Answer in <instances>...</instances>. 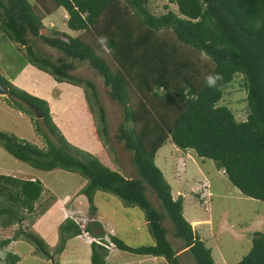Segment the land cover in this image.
<instances>
[{
    "label": "trees",
    "instance_id": "16d2710c",
    "mask_svg": "<svg viewBox=\"0 0 264 264\" xmlns=\"http://www.w3.org/2000/svg\"><path fill=\"white\" fill-rule=\"evenodd\" d=\"M32 1L0 0V31L37 70L59 83L91 90L99 111L97 128L109 144L107 113L95 85L72 73L77 63H88L104 80L110 100L122 110L116 140L131 155L135 176L126 179L97 156L67 142L48 102L1 75L0 84L12 98L10 107L30 117L45 148L5 132H0V147L35 170L79 174L87 181L80 194L87 199L90 217L97 215L98 192L119 198L126 207L139 208L155 244L133 248L110 236L117 250L180 264L164 227L169 221L175 239L183 241L196 264H215L211 249L184 216L183 198H173L155 159L170 141L181 151L192 150L199 158L213 161L244 197L264 202V0H162L167 12L160 16L150 9L157 0ZM60 9L67 14V28L79 33L77 37L45 26V19ZM36 42L66 61L54 62L42 55ZM238 75L246 91L245 122H237L228 107L218 106L224 89ZM30 107L39 109L40 121L34 119L36 113ZM94 136L102 140L96 131ZM44 193L40 180L0 175V230L19 225L13 237L0 239L1 264L20 262L18 255L6 250L20 238L45 257L50 255L41 238L20 229L35 220ZM84 232L102 240L106 235L98 222H88L82 231L67 219L60 226L53 255H61L67 242ZM251 242L250 251L237 264H264V234L255 232ZM91 252L92 264H108L105 247L93 242Z\"/></svg>",
    "mask_w": 264,
    "mask_h": 264
},
{
    "label": "rangeland",
    "instance_id": "374dc122",
    "mask_svg": "<svg viewBox=\"0 0 264 264\" xmlns=\"http://www.w3.org/2000/svg\"><path fill=\"white\" fill-rule=\"evenodd\" d=\"M27 1L33 3L32 0ZM164 3L166 2L162 0H157L155 3L152 2L150 5L151 12L157 16L166 13L167 11L164 9ZM169 7L176 12V6L171 5ZM63 11V9L58 10L52 17L46 19L44 24L47 27H51L50 23L52 22L57 30L65 32L72 37H77V35H79L78 33H74L67 28L64 22L65 14ZM2 35L3 34L0 33V69L2 70V67L7 66L11 69V73H7V69H4V71L2 70V72L0 71V73L2 75L8 74L14 78L13 74L17 72V78L13 81V84L14 82L16 83L14 84L16 87L48 102L53 121L63 135L62 137H64L67 142L94 156H96L97 153H94L95 148L91 146L93 145L100 148L102 152L98 155L105 160L108 167H115V163L113 162L114 157L127 158L130 160L129 157H131V155L126 153L116 140V134L122 122V110L118 104L110 100L107 89L104 87V80L89 68L88 63H77V70L73 72L72 75L80 79H87L95 85L100 104L107 112L109 144L106 143V137L101 133V129L99 130V128H97L99 111L91 90L83 86L76 87L67 82L59 83L49 74L37 70L24 59L18 50V46L11 42L5 34L4 36ZM1 36L3 40H1ZM36 47L42 55L52 59L54 62L63 63V61H66L65 58L56 51L42 45L40 42H36ZM10 97V95L3 96L0 94V132L13 135L38 148H45V142L41 136L36 135L35 126L30 117L10 107V100H12ZM218 106H225L231 109L237 122L246 121L248 115L246 91L243 85V78L240 75L236 76L235 80L224 89L223 98ZM82 112H87L82 115L84 121L83 125L80 122ZM73 115H75L79 121H76ZM87 116H91L90 122H92V124L90 122L86 123ZM34 119L41 120L36 115ZM41 127L48 134L47 129L42 124ZM79 127L81 129H79ZM76 128H78V130H75ZM92 131L101 134V139L103 141L101 140L100 142L102 145L92 144V139L86 140L87 137L92 136ZM51 139L54 138L51 137ZM83 141L87 143V145H83L85 146L84 149L81 147ZM88 141L91 143H88ZM100 146H102V149ZM171 146L173 147V144L167 141L164 148L158 152V159L162 158V153H169ZM191 156H193V154H191ZM190 160L188 163H184V161L181 160L183 161V166H181L180 163V166H177V171L175 168L172 169V167H170V172L165 174L166 178L170 180L173 186L172 194L177 198L178 193L187 191V196L183 198L184 216L188 222L194 219V217L199 219L198 223L194 224L195 227L193 229L195 233L204 240L206 246L212 250L215 264H237L250 251L252 246V235L255 232L264 234V202L244 197L232 186L221 171L217 172L218 170L214 167L213 161L203 160L205 163V167L203 166L204 169L209 171V177L204 179L198 174L199 171L196 167L197 158ZM155 164L159 168V166H161L160 160L156 161ZM185 164L188 165L187 168L184 167L186 166ZM24 171L29 173H40L39 180L42 182L45 192H47L46 189L51 190L50 193L58 197L55 201L52 195L53 199L51 200L50 194H46L37 205V217H34L35 222L33 221V226L29 225L30 223L27 221L26 224L20 227V229L28 233L31 232L37 235L35 224L37 223V225L40 224L42 226L46 221L45 230L43 231L42 229L37 236L45 242L46 250H48L50 254H53L58 242L55 241V234L51 233L54 230L55 221L59 220L62 215L59 213L62 201L61 198H63L65 191H68V186L73 188L85 180L77 173L65 172L60 169L52 172L35 170L28 164L18 161L0 147V175L26 178L28 175L24 174ZM128 172H130V168ZM126 177L132 178L128 175ZM31 180L36 179H32L31 177ZM194 186L199 187V190L191 194V188ZM148 196L151 202L156 207H159V203L155 196L149 193ZM179 196H181V194ZM95 201L98 212H101L104 217L111 219L109 222H113V224L116 225L119 238H121L125 244L137 248L151 246L152 243H154L153 238L149 234L144 213L139 208L126 207L119 198L102 192L96 193ZM54 202H56V211L58 212L49 218L46 215L49 209L48 206ZM79 202L80 201H78L76 205L84 209V205L82 203L78 204ZM46 208L48 209L44 217L42 209L45 210ZM68 210H71L70 205L67 208V211ZM69 213H71V211ZM79 214L83 216L81 213ZM43 217L44 219L40 221ZM81 219L86 220L85 218ZM164 227L169 231L168 240L177 252L180 264H196L191 253L185 249L183 241L175 239L169 221L164 223ZM18 229L19 225H14L7 230H0V239L13 237ZM44 234L46 235L45 240L43 239L44 237H42ZM52 238L54 239L52 240ZM20 240H23L25 243L20 244ZM20 240H15V243L10 248L12 253L14 252L21 257L22 261L19 264H51L49 256L45 257L43 253L39 252L35 245L29 243L24 238H20ZM33 252L34 255H36V253L37 255L40 254L39 257L41 259L35 258L32 255ZM118 255L121 257L131 255L127 256L130 261L126 262V264H144L146 261H149V259L151 260V258L136 256L128 252H120ZM111 262L110 264H124L123 260L120 259L119 261V256L112 258Z\"/></svg>",
    "mask_w": 264,
    "mask_h": 264
},
{
    "label": "crops",
    "instance_id": "0c3cea01",
    "mask_svg": "<svg viewBox=\"0 0 264 264\" xmlns=\"http://www.w3.org/2000/svg\"><path fill=\"white\" fill-rule=\"evenodd\" d=\"M63 13L65 14V16H64V22L66 23V20L68 19V17H67V14H66V12L65 11H63ZM54 14H52V15H50V16H48L46 19H48L49 17H52ZM45 19V20H46ZM45 22V21H44ZM52 23V22H51ZM50 23V25H51V27H49V28H52V27H54L55 28V26H54V23H52L51 24ZM46 26V25H45ZM47 27V26H46ZM0 33H2V32H0ZM75 33V32H74ZM3 34V33H2ZM79 34V33H78ZM2 36H4V34L2 35ZM1 36V40H3V37ZM6 38V37H5ZM4 69H7V73H11L10 72V68L9 67H7V66H4V67H2V70L4 71ZM2 70L0 69V71L2 72ZM1 74V73H0ZM16 74H17V72L15 73V74H13L14 75V78H12L10 75H8V74H6V75H2V77H4V78H6V79H8L11 83H13V81L17 78V76H16ZM14 84H16L15 82H14ZM84 113H87V112H82V114H81V116H80V122H81V124L83 125L84 124V121H83V117H82V115L84 114ZM89 113V112H88ZM107 113V112H106ZM74 116V118H75V120L76 121H79V119H77L76 118V116L75 115H73ZM91 117V116H90ZM90 117L89 116H87V122L86 123H88V122H90ZM91 124H92V122H90ZM90 127H91V125H90ZM79 129H81L80 127H79ZM75 130H78V128H76ZM92 133V136L91 137H87L86 138V140L87 139H92V144L94 143V144H98V145H102V143L100 142V141H98L96 138H95V136H94V131H92L91 132ZM81 139L83 140V138H82V136H81ZM97 140V141H96ZM96 142H99V143H96ZM88 143H91L90 141H88ZM72 145V144H71ZM83 145H87V143H84V141H83V143H82V145H81V147L84 149L85 148V146H83ZM91 147H93V148H95V154L97 153V157L106 165V162H105V160L104 159H102V158H100L99 157V155L98 154H100L102 151L100 150V148H97L96 146H91ZM101 147V149H102V146H100ZM164 148V146L161 148V149H163ZM160 149V150H161ZM159 150V151H160ZM158 151V152H159ZM191 154H193V156H191ZM114 155V154H113ZM158 153L156 154V159H155V162L156 161H158V160H160V165L161 166H159V169L162 171V173H163V175H164V177H165V179H166V181L169 183V185L171 186V189H172V192H173V186H172V184L170 183V180H168L167 178H166V175L165 174H168L169 172H170V167H172V169H176V171H177V169H178V167L180 166V163L181 162H183L184 161V163L186 162V163H188L189 162V160L190 159H196L197 158V161H196V167H197V169H198V174L200 175V177H202V178H204V179H206V177H209V171L208 170H205L204 169V167H205V163H204V161L203 160H206V159H201V158H199L196 154H195V152L194 151H192V150H190V151H181V150H179L178 148H176V146H174L173 145V147L171 146V149H170V152L168 153V152H166V153H162V158H160V159H158ZM115 156V155H114ZM129 159L130 160H128L127 158H113V162L115 163V167L113 168V167H108L107 165V167L108 168H110L111 170H113V171H116V172H118V173H120L121 175H123L126 179H129V178H127L126 176L128 175L129 177H134L135 176V173H134V168H133V166L131 165V157H129ZM169 159V160H168ZM181 160H183V161H181ZM181 161V162H180ZM191 161V160H190ZM126 163H128V164H126ZM202 164V165H201ZM186 166H184V167H186L187 168V164H185ZM200 165H201V167H200ZM214 165V164H213ZM178 166V167H177ZM204 166V167H203ZM215 167V166H214ZM129 168H130V172H128V170H129ZM217 172H219V171H217ZM221 173H222V171H221ZM24 174H26V175H28V177H26V179H31V177H32V179H37V180H39V176H40V173H29V172H27V171H24ZM223 174V173H222ZM224 175V174H223ZM227 178V177H226ZM196 179V178H195ZM85 180V179H84ZM208 180V179H207ZM86 184H87V181L85 180V181H83L81 184H79V185H77V186H74L73 188L72 187H70V186H68V191L66 192L65 191V193H64V196H63V198H61V204H60V208H59V213H61L62 215H61V217H60V219L59 220H56L55 222H56V224H55V226H54V230H53V232L51 233V234H55V236H54V238H55V241L56 242H58L59 241V229H60V226L67 220V219H70V217H78V218H85V219H87V220H89L90 221V223L91 222H94V220H96L97 222H99V223H101L102 224V226L104 227V229H105V231H106V233H108V231L111 229V230H113V236H116L117 238H119V232H118V229H117V227H116V225L115 224H113V222L111 223V222H109V220L111 221V219L110 218H106V217H104L103 215H102V213L101 212H98V210H97V215L95 216V217H90V215H89V205H88V202H87V199H86V197H84L83 195H81L80 194V192H81V190L86 186ZM199 187H192L191 188V194H194V193H196L199 189H198ZM46 191L47 192H45L44 194H43V197L46 195V194H50V198H51V200L53 199V197H54V199H55V201L57 200V196H53V194L52 193H50L51 192V190H48V189H46ZM181 194V196H179ZM187 194V191H183V192H181V193H178V196H177V198H176V196L175 195H173V198L176 200V199H178L179 197H182V198H184L185 196H187L186 195ZM53 197H52V196ZM42 197V198H43ZM73 197V198H72ZM73 199V200H72ZM78 201H80L78 204H83L84 205V209L83 208H80V206H78V205H76V203L78 202ZM72 202V203H71ZM183 202H184V199H183ZM70 205V209L71 210H68L67 211V208H68V206ZM95 206H96V201H95ZM49 208V209H48ZM48 208H46L44 211H43V213L42 214H44V217H45V214L47 213V209H48V213L46 214L49 218L52 216V215H54V214H56L58 211H56L57 209H56V202H54V203H52V204H50L49 206H48ZM71 211V213H69ZM79 213H81L83 216H80V214ZM184 215H185V211H184ZM41 216V215H40ZM44 217L42 218V219H40V221H42L43 219H44ZM186 218V217H185ZM48 219V218H47ZM45 221V220H44ZM198 221H199V219L197 218V217H194V219H192L189 223L191 224V226L194 228L195 226H194V224H197L198 223ZM35 222V221H34ZM34 222L32 223V224H34ZM41 223V222H40ZM46 221L43 223V225L41 226L40 224L39 225H37V223L35 224V228H36V234L37 235H39L38 233L43 229V231L45 230V226H46ZM26 224V223H25ZM32 224H29V225H32ZM147 224V223H146ZM28 225V226H29ZM26 226V225H25ZM33 226V225H32ZM199 226V225H198ZM96 231V230H95ZM44 233V232H43ZM92 236H93V234H91ZM42 237H44L43 239L45 240V237H46V235L44 234V235H42ZM54 238H52V240L54 239ZM5 239H10V238H4V239H2V240H5ZM119 239H121V238H119ZM20 240V239H19ZM18 240V241H19ZM122 240V239H121ZM203 242H204V240L203 239H201ZM123 241V240H122ZM20 242V244H22V243H25V242H23V240H20L19 241ZM15 242H12L8 247H7V251L8 252H11L10 251V248H11V246L14 244ZM155 243H152V245L151 246H153ZM56 245V244H55ZM148 247V246H147ZM212 251V250H211ZM120 252H123V251H120V250H116V251H114L113 253H109L108 254V257H107V263L108 264H110V263H112L111 262V260H112V258H115L116 256H119V261H120V259L121 260H123V263L124 264H126V262H128V261H130L129 260V258L127 257V256H131V255H125V257H121L120 255H118ZM36 253V252H35ZM13 254H15L14 252H13ZM91 254H92V252H91V244L90 243H88L87 241H85V239H83V238H80V237H76V238H73V239H71V240H69L68 242H67V244H66V248H65V250L62 252V254L61 255H59V256H56V257H54V255L53 254H50L49 255V261H50V263L51 264H54L55 262H57L58 264H92L91 263ZM32 255L35 257V258H37V259H41L39 256L40 255H34V252L32 253ZM19 256V255H18ZM136 256H138V255H136ZM20 257V256H19ZM134 257V256H133ZM140 257H145V258H151V260L149 259V261H146V263H144V264H166V262H165V260L163 259V258H154V257H148V256H140ZM135 258H138V257H135ZM140 259V258H139ZM22 260H21V257H20V262H21ZM19 262V263H20ZM18 263V264H19ZM39 263V262H38ZM1 264V263H0ZM121 264V263H120Z\"/></svg>",
    "mask_w": 264,
    "mask_h": 264
},
{
    "label": "built area",
    "instance_id": "2783aa9c",
    "mask_svg": "<svg viewBox=\"0 0 264 264\" xmlns=\"http://www.w3.org/2000/svg\"><path fill=\"white\" fill-rule=\"evenodd\" d=\"M183 162H181V166H183ZM222 173L225 175V173L222 171ZM71 219L76 223V225H78L82 231L85 230V227L88 223L87 220H83L81 218L78 217H71ZM110 236H113V230H109L108 233L105 235V237L102 239L99 238H91L89 237V235L87 233H83V235L80 238L85 239V241H87L88 243H92V242H96L97 244L105 247L109 252H114L116 251V246L111 242L110 240Z\"/></svg>",
    "mask_w": 264,
    "mask_h": 264
},
{
    "label": "water",
    "instance_id": "95a60500",
    "mask_svg": "<svg viewBox=\"0 0 264 264\" xmlns=\"http://www.w3.org/2000/svg\"><path fill=\"white\" fill-rule=\"evenodd\" d=\"M0 94L3 95V96H9V90L6 89L5 87H3L1 84H0ZM30 108H32V110L36 113V115H37V117L39 119L43 118V116L41 115L39 109H35L33 107H30Z\"/></svg>",
    "mask_w": 264,
    "mask_h": 264
},
{
    "label": "clouds",
    "instance_id": "9594fccd",
    "mask_svg": "<svg viewBox=\"0 0 264 264\" xmlns=\"http://www.w3.org/2000/svg\"><path fill=\"white\" fill-rule=\"evenodd\" d=\"M211 82V81H210ZM70 219H71V217H70ZM87 220V219H86ZM88 222H90L89 220H87ZM94 222L96 223L97 221L96 220H94ZM99 223V222H98ZM88 224V223H87ZM101 224V223H100ZM102 225V224H101ZM87 226V225H86ZM104 228V227H103ZM105 230V229H104ZM88 234V233H87ZM107 234V233H106ZM83 235V234H82ZM81 235V236H82ZM89 235V234H88ZM81 236H79V237H81ZM89 237H91L90 235H89ZM91 238H93V237H91ZM93 243V242H92ZM92 243H90V244H92Z\"/></svg>",
    "mask_w": 264,
    "mask_h": 264
}]
</instances>
